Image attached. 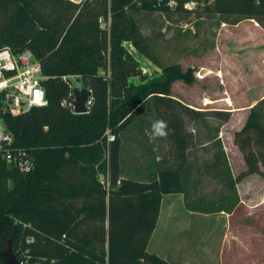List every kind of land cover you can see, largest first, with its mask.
Returning a JSON list of instances; mask_svg holds the SVG:
<instances>
[{"label":"trees","instance_id":"16d2710c","mask_svg":"<svg viewBox=\"0 0 264 264\" xmlns=\"http://www.w3.org/2000/svg\"><path fill=\"white\" fill-rule=\"evenodd\" d=\"M175 1L170 7V0H0V49L32 50L48 77L49 98L47 105L4 114L14 147L31 154L35 167L21 171L0 153V264H6L10 246L19 263L29 248V264H172L148 250V243L163 195L189 192L184 167L195 140L175 103L195 119L230 117L228 111L198 110L171 96L173 82L194 81L193 69L185 71L179 62L162 64L133 13L187 11V0ZM207 11L220 15V24L254 19L264 28V0H214ZM126 42L161 73H145ZM63 75L81 78L92 90L88 111L75 112L63 102L75 95L74 84ZM135 77L141 83L132 82ZM148 109L154 112L153 145L165 154L146 167L151 178L145 179L125 172L122 149L124 132ZM216 135L208 136L219 146L214 163L229 169ZM234 140L247 164L242 174L264 175V98L251 107ZM135 173L144 176L142 168ZM220 176L230 178L235 190L230 171ZM229 189L215 200L191 204L205 212L231 211L238 198Z\"/></svg>","mask_w":264,"mask_h":264},{"label":"rangeland","instance_id":"374dc122","mask_svg":"<svg viewBox=\"0 0 264 264\" xmlns=\"http://www.w3.org/2000/svg\"><path fill=\"white\" fill-rule=\"evenodd\" d=\"M192 1L194 2L192 10L184 7L187 10L184 12L172 11L167 14L165 12L141 10L134 12L133 15L162 64L179 62L185 71L189 68L193 69L194 81L191 86L183 80H177L175 84L173 82L174 85L172 84L171 89L174 88L175 93L183 95L188 92L197 94L202 91L204 95L215 100L221 96V91L225 87L230 88V81L226 78L219 80L214 78V72L222 69L219 64L217 67V63L225 56L227 61L224 64L231 68V64L237 61L238 57H236L237 53L235 51L239 45L236 43V39L238 36H243V27L230 28L228 23L220 24L222 18L220 15L208 13L207 7L214 0ZM233 17L229 16V19H233ZM103 25L107 26L108 24L103 22ZM225 25H228L229 28L223 31L220 37V46L226 52H214L212 51L213 45L217 42L218 34ZM126 45L135 54L145 73L150 77L161 73V68L139 53L131 42H126ZM209 70L213 73L199 79L201 71L205 73ZM131 81L137 84L141 83L140 79L136 77L132 78ZM73 84L78 88L86 87L83 85L81 78L73 79ZM93 99L92 92V96L88 100L89 108ZM181 107L175 103L174 109L181 116L180 118L184 119L183 123L194 125L198 133L195 136L196 143L189 148V152L192 153L200 147L199 142L208 138L213 131L211 121L221 123L223 118L218 115L204 114L202 117L207 119V124H205L204 119L193 118L185 113ZM153 120L154 112L148 109L138 116L137 120L123 134L122 159L125 172L138 178H151L150 174L143 177L136 174V169L142 168L146 172L149 167H152L157 155L165 154L162 147L153 145L155 141L153 140L154 133L150 131ZM240 123V119L234 118L231 125L227 126V130L230 131V129L238 127ZM185 129L188 131V126ZM190 133L194 137V130ZM164 147H166L165 144ZM218 148L219 146L214 142L206 144L202 147L203 150L198 158H206L207 163H213ZM232 160L236 168L242 167L241 160L235 153H233ZM221 165H224V163H219L220 167ZM147 166L148 168H146ZM246 174L241 172L238 178L243 179ZM258 174L248 178L243 183V185L248 186V194L254 195L255 204L250 206L249 211L245 207H240L232 214H222L218 211L208 214L194 213L186 210L180 196H165L158 228L148 249L171 255L184 254L188 249L197 251L200 247L201 252L204 251L202 264H264V208L259 206V202H257L261 190L264 189V175L259 172ZM99 176L103 178L102 174ZM207 179L203 186L205 192L213 191L220 194L229 191V186L233 187L234 190V184H228L230 178L226 181L222 176L216 175ZM169 204L173 207L172 212L169 210L171 207ZM170 215L178 217L172 224L174 225L173 229L167 228V225H165ZM187 218L191 219L192 222H188Z\"/></svg>","mask_w":264,"mask_h":264},{"label":"crops","instance_id":"0c3cea01","mask_svg":"<svg viewBox=\"0 0 264 264\" xmlns=\"http://www.w3.org/2000/svg\"><path fill=\"white\" fill-rule=\"evenodd\" d=\"M249 23L248 25H246ZM225 24V23H224ZM225 25L222 27V30L218 34V38L216 39L217 42L215 43V46L213 47L212 51L214 52H222L225 53L221 46H220V37L223 34V31L226 28L234 27V28H241L243 27V36H238L236 39V43L239 45L236 49L237 53V61H234L233 64H231V68L229 66H225L226 57L224 56L223 59L217 63V67L220 65L222 69L214 72V78L216 80H219L221 78H226V80L230 81V88H226L221 91V96L218 99H211L204 95L202 91H200L197 94H190L188 92L186 95L175 93L174 88L171 89V96L181 100L185 104H187L190 107H193L198 110L203 111H212V110H224L230 112V117L227 120H223L222 123H220L218 134L216 132L217 125L219 123H214L211 121L212 125V135H216V138H220L224 150L226 152V156L229 162V169H219V166L216 165L214 162L207 163L206 158L199 159V154L202 152V147L206 144H209L213 142V139L206 138L204 140H201L198 144L200 147L192 153H189L187 163L189 167L185 169L184 175L187 177V183H188V194L186 195L184 192H176V193H168L164 194L162 198V204L160 213L162 211L163 206V200L165 196L169 195H177L180 196L184 207L189 212L194 213H204L208 214L210 212H205L200 209V207L192 206L195 204H191V201H197V200H203V198L207 200H215L218 193L210 191L205 192L203 190V186L205 185V182L208 180L207 178L215 177L216 175H225L228 174L230 171L232 174V177L235 179V190L233 191V194H236V197L238 198L237 204L234 206V208L231 211L226 210H220L218 213L222 214H232L237 208H247V211H249V208L251 205H254V195L248 194V186L243 185V183L248 180V178H252L256 175H259L258 172L253 173H247L244 177L239 179L238 176L241 172L246 170V162L244 160L242 151L240 150L239 146L235 143V132L241 128V126L245 123L247 120V117L249 115L251 107L261 98H264V28L254 19H247L239 22L235 25ZM219 64V65H218ZM216 67V68H217ZM210 71V70H209ZM202 72V71H201ZM207 73V74H206ZM213 73V72H211ZM203 74H206L203 78L210 75L208 72H203ZM201 78V79H203ZM200 79V77H199ZM177 82V81H176ZM174 82V84L176 83ZM173 84V85H174ZM187 84V83H186ZM191 86V84H189ZM206 98L211 99L212 101L206 102ZM225 98V99H221ZM236 118L240 119L241 123L238 127H234L232 129L227 130V126L231 125V121ZM188 126V132H192L194 130V140L196 143V135L198 134L196 131L195 126L193 125H186ZM198 128V127H197ZM199 131V129H198ZM154 140V138H153ZM157 141V140H156ZM167 142V140H163V142ZM230 141V142H229ZM230 143V144H229ZM233 153L236 154L241 160V166L239 168H236L233 165ZM162 154L157 155V159H160ZM193 158V159H192ZM146 169V168H144ZM149 170L147 169L146 172H144V175H149ZM185 177V178H186ZM217 181V180H216ZM260 197L257 202L259 206L264 208V189L261 190ZM187 200H189L190 205L187 203ZM171 206V204H169ZM169 210L172 212L173 207L171 206ZM160 213L158 217V221L156 224V227L152 231V234L149 239L148 246L154 237V234L158 228L159 224V218ZM178 217L169 216L168 220L166 221L167 228H174V225H172ZM188 222H192L191 219L187 218ZM149 250V249H148ZM156 252L169 260L172 264H202L204 259L202 254L204 251L199 247V250L197 251H191L190 249L186 250L184 254H164L162 252L158 251H151Z\"/></svg>","mask_w":264,"mask_h":264},{"label":"built area","instance_id":"2783aa9c","mask_svg":"<svg viewBox=\"0 0 264 264\" xmlns=\"http://www.w3.org/2000/svg\"><path fill=\"white\" fill-rule=\"evenodd\" d=\"M192 0L184 3L186 9L192 10ZM175 0H170L169 6L174 7ZM48 77L44 74L41 62L36 58L32 50L25 49L15 54L9 47L0 49V153L8 164L19 168L21 171H29L35 167V159L26 150L15 148L13 132L8 127L4 114L17 115L28 111L35 106H44L49 103L44 81ZM78 78L75 75H63L62 80L72 82ZM75 87H77L74 84ZM75 95L73 101L66 98L63 102H69L75 110ZM89 100V99H88ZM88 103V102H87ZM109 139L114 134L108 132ZM32 238H28L31 240ZM29 248L23 253L26 256L20 264H29Z\"/></svg>","mask_w":264,"mask_h":264},{"label":"water","instance_id":"95a60500","mask_svg":"<svg viewBox=\"0 0 264 264\" xmlns=\"http://www.w3.org/2000/svg\"><path fill=\"white\" fill-rule=\"evenodd\" d=\"M75 93V112H86L89 110L88 105V99L92 96V90L90 88H74ZM4 259L6 264H20L18 262V258L14 255L12 246H10L5 252H4Z\"/></svg>","mask_w":264,"mask_h":264},{"label":"clouds","instance_id":"9594fccd","mask_svg":"<svg viewBox=\"0 0 264 264\" xmlns=\"http://www.w3.org/2000/svg\"><path fill=\"white\" fill-rule=\"evenodd\" d=\"M161 126V122H158L157 125H155V127H160Z\"/></svg>","mask_w":264,"mask_h":264}]
</instances>
